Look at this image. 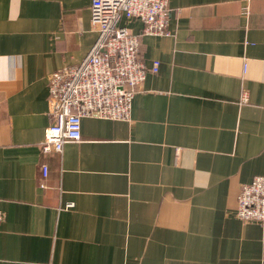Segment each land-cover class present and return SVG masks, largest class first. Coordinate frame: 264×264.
Returning a JSON list of instances; mask_svg holds the SVG:
<instances>
[{
	"label": "crops",
	"instance_id": "0c3cea01",
	"mask_svg": "<svg viewBox=\"0 0 264 264\" xmlns=\"http://www.w3.org/2000/svg\"><path fill=\"white\" fill-rule=\"evenodd\" d=\"M92 1L0 0V264H264V222L236 213L264 176V0H169L168 35L124 18L148 69L130 119L44 152Z\"/></svg>",
	"mask_w": 264,
	"mask_h": 264
},
{
	"label": "built area",
	"instance_id": "2783aa9c",
	"mask_svg": "<svg viewBox=\"0 0 264 264\" xmlns=\"http://www.w3.org/2000/svg\"><path fill=\"white\" fill-rule=\"evenodd\" d=\"M169 0H93L91 23L98 36L85 58L49 77V118L44 152H61L67 142L82 138V118L128 120L134 96L148 72L140 55V35L122 23L138 19L144 34H170ZM157 60L150 68L159 70ZM44 176L48 164H42ZM237 216L244 222H264V176L242 184ZM4 213L0 209V224Z\"/></svg>",
	"mask_w": 264,
	"mask_h": 264
}]
</instances>
